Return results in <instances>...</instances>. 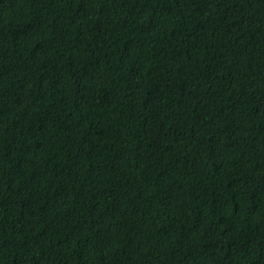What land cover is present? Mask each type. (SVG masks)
<instances>
[{
  "label": "trees",
  "instance_id": "obj_1",
  "mask_svg": "<svg viewBox=\"0 0 264 264\" xmlns=\"http://www.w3.org/2000/svg\"><path fill=\"white\" fill-rule=\"evenodd\" d=\"M0 264H264V0H0Z\"/></svg>",
  "mask_w": 264,
  "mask_h": 264
}]
</instances>
